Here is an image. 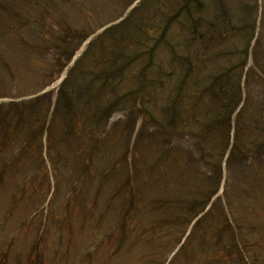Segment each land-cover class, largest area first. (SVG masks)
<instances>
[{
	"label": "rangeland",
	"instance_id": "1",
	"mask_svg": "<svg viewBox=\"0 0 264 264\" xmlns=\"http://www.w3.org/2000/svg\"><path fill=\"white\" fill-rule=\"evenodd\" d=\"M156 1L141 0L138 6L139 2L136 1L135 9H131L129 6V8L123 6L124 0H55L56 11H51L54 15L61 14L84 34L90 31L95 32L90 38L97 39L91 44L89 50L94 54L97 50H103L104 47L112 48L110 53L115 52L113 54L120 56V42L125 41L126 35L142 38L144 44L142 48L146 46L150 48L151 42H156L152 38H157L159 55H155V64H150L149 56L144 54L145 58L136 64L140 72L135 76L136 79L132 77L135 65L126 68L121 74L123 79L120 88H128L132 82L127 95L129 97L133 96V92L142 93V100H144L142 104L145 106L144 111H147V115L142 116L143 121L135 116L139 113L140 105H135L136 107H133L129 114H126L124 109L115 112L109 120V125L113 124L114 133L111 134L113 136L119 134L118 137L124 138V142L128 140V144L136 136L133 141L135 143L138 139L137 134L140 135L141 131L145 130L142 128L144 121L150 119V112H154V115H159L163 119L165 116H171L174 110H171L169 103L175 94L173 91L170 92V86L177 85L178 81L181 82L182 75L185 76L184 82L189 84L185 94H190V97L195 94L196 90L205 89L212 76L220 78L221 74L222 78L228 82L227 88L230 87L231 82L232 86L240 82L243 84L240 98L247 96L253 102L256 101L257 110L260 111L258 115L262 113L264 110L262 108V105L264 106V0H201V11L194 13V16L198 18L201 12L204 16L202 23L204 26L197 29L196 21L192 20L195 26L193 30L192 25L188 26L193 15L189 12L180 13V4L183 0H167V6L161 9L162 12L154 7ZM128 10L133 13L124 21L125 18H121L120 15H125ZM174 13L179 16L174 17ZM138 16L145 19L154 18L156 28L149 31L142 29L138 33L135 31ZM227 16L231 17L230 21L226 20ZM173 17L176 19L171 22V27L165 33V25ZM252 21H255L253 26H260L256 43L253 45L249 44L251 42L249 39L253 36L250 27ZM59 29L58 31L61 32ZM248 29L250 36L246 39L245 34ZM219 31H222L224 35ZM133 32L135 33L132 34ZM87 45L88 40L81 44L77 56L84 51ZM10 53L13 59H17L21 51L18 47H14ZM55 63L53 59L46 57L41 61H27L22 66L17 65L15 73L20 76L19 78L0 81V85H5L4 89L0 90V96H4L0 97V104L5 106L14 98L24 99L43 89L55 90L61 81L60 78L65 74L63 71L59 74L60 76L58 75L59 67ZM145 69L146 71L143 72ZM158 72L161 74L158 79H155L154 74ZM190 84H192L191 87ZM195 85L197 88H194ZM131 102L132 99L127 98L125 103L120 104L130 106ZM174 104L176 107L179 106L178 98ZM194 107L197 110L201 108L199 104ZM178 109L179 107L177 111ZM40 111H43V108ZM163 131L167 137L169 136L168 140H171L168 129L159 130V132ZM260 139L263 155L264 141L261 136ZM187 140L188 142L185 141L189 145L184 147L186 151L189 146L193 145L191 139ZM168 142L170 145H176V140L171 141L172 143ZM118 143L115 142V145L120 149ZM3 156L0 153V169L8 161L6 158L3 159ZM38 156L39 154H33L26 159L20 158L21 156L15 157L16 160L20 158L22 162V166L16 162L14 164V168L20 171L18 173L5 175L0 170V264H240L239 253L245 254L247 250L243 244L249 243L259 246L258 252L260 251L261 256L257 258L260 257L261 259L258 260L264 264L263 181L259 186L256 184L250 188L249 196L253 199L252 203L236 198L235 193L234 200L240 203L238 202L237 209H229L228 206L225 208L229 210L226 218L231 220V225L228 224L226 228L222 227V221L227 222V220L222 218L221 211L218 212L221 216L216 219L212 218L209 212L204 213L201 218L193 220V226L183 224L182 227L181 224L174 223L180 214L176 208L177 204L173 203V200H176L175 196L162 193V191L165 192L163 188L166 189V183L160 180L157 183L151 181V185L155 184L154 186L159 191L158 195L153 196L152 199L155 207L149 203L148 207L142 205L144 208L139 205V200L136 201L134 203L136 209L133 208L128 213L129 217L125 222H130L129 228L119 230V224L125 215L118 212L116 206L118 201L112 198V194L103 198L99 205H90L91 210L96 213L94 216L90 215L89 218L85 215L81 216L78 199L76 196H70V192L66 195L64 191H60L62 197H59V203L50 201L47 204L48 195L45 197L43 194V183L39 191L33 190L38 187L40 176H38L39 173L34 174L36 171H32L30 164L39 161L40 165L41 161L37 158ZM176 160L179 159H170L169 164L179 163ZM192 161L195 162L193 166L195 170L203 165L200 171L204 172V163L199 165L200 161L196 158ZM180 164L183 170L189 168L182 166L184 162ZM220 166L223 171L220 183L222 188L235 184L234 174L226 168L228 164L225 159L222 160ZM171 171L176 174L177 163L176 168ZM70 172L71 170L68 171ZM28 173L32 174L31 176L34 175L36 181L22 191L17 182L19 178ZM227 173L230 174L228 180L226 179ZM251 176L253 177L252 174ZM40 178L42 180V177ZM52 183L54 182L50 180V185ZM110 190L112 191V187H108L104 192L108 193ZM125 191L122 190L121 195ZM82 193L85 194L83 191ZM132 198L139 199V197ZM162 198L163 202L169 205L166 209L156 204ZM222 208L223 206L220 205L219 210ZM67 209L68 214L73 215L70 221L64 217ZM224 213L226 214L225 210ZM189 230L190 232H186ZM224 230L229 233V236H219L224 233ZM235 235L237 239L239 237L241 239L238 241L234 239V249L223 250L221 239L229 241L233 239L232 237L235 238ZM205 239H208L207 243H204ZM210 239L217 242L213 245L209 244ZM227 256L230 262L219 260L220 257L225 259ZM248 258L251 260L250 256Z\"/></svg>",
	"mask_w": 264,
	"mask_h": 264
},
{
	"label": "trees",
	"instance_id": "2",
	"mask_svg": "<svg viewBox=\"0 0 264 264\" xmlns=\"http://www.w3.org/2000/svg\"><path fill=\"white\" fill-rule=\"evenodd\" d=\"M55 3V0H0L1 74H5V70L8 73L14 72V66L9 60V51L13 45L29 52V56L25 55V57L31 61L41 59L45 54L44 50H49L52 51L56 61L59 58L58 61L62 63V56L66 59L69 58L85 38L86 34L83 35L80 30L68 26L62 21H55V15L51 12L56 9ZM33 19L37 22L38 27V30L34 31L36 35L31 38L24 37L25 31L31 32L29 26ZM56 23L61 25L63 33L58 34L55 30ZM69 48H71V52H69ZM58 61L56 64L60 66ZM114 62L112 59L105 58L104 55L96 58L89 52L85 53L60 87L50 119L47 115L52 101H50L48 93L35 98L32 103L12 102L5 106L0 105V132L3 133V143L15 144L19 138L27 141V145L19 150L23 156H26L30 154V149L36 150V147L40 149L43 147L41 139L47 131L48 160H50L52 175L56 179L55 195L59 192V188L66 186L73 190L70 196L78 197V190L83 189L81 186L77 187L80 178H82L80 185L88 180L99 179L101 182L98 192L101 194V189L106 185L104 182L107 180V176L115 172L114 176L118 179L114 182L116 186L114 183L112 185L114 187L118 185L120 192L126 190L123 195H120V200L122 199L127 205L126 207L118 205L117 210L119 212L126 211V216L135 208L136 201L139 200L141 207H144L142 205L148 207L149 203L154 202L148 198L157 190L154 183L153 186L151 185V181L157 183L160 180L167 184L166 189L163 188L165 192L162 191V193L175 196L176 200H173V203L177 204L176 208L180 214L174 223L181 224L182 227L183 224L189 225L190 221L204 210L211 198L217 194L223 176L220 163L229 151L225 159L228 164L226 168L234 174L233 179L236 182L230 187L226 186L223 189V194L217 195L212 200L208 212L212 218L216 219L221 216V213L218 214L221 211L222 218L227 220V222L222 221V227L226 228L228 224L231 225V220L226 218L229 210L225 208L228 206L229 209H237L240 202L234 200L235 193L236 198L246 203L247 201L252 203L253 199H250L249 196L250 188H253L252 185L259 186L262 181L264 182L260 139V134L264 137V110L258 115L260 111L257 110V102H253L246 96L242 107L233 116L235 108L240 103L239 84L231 88V82L230 87L227 88L228 82L213 76L205 89L196 90L195 94L190 97V94H185L189 84L184 82L185 76L182 75L181 82L178 81L177 85L170 86V92L173 91L175 95L172 100H168H170L169 104L174 112H171L172 115L169 117L165 116L164 119L159 115H154V112H150V119L144 121L142 128L145 130L141 131L140 135L137 134L138 139L133 145L135 148L131 152L129 168L127 164L130 152L128 140L124 142V138L118 137L119 134L113 136L111 134L114 133L113 125L109 130L104 128L108 111L114 110L116 108L114 103L123 96L126 97V93L123 91L122 95L114 97L115 92L108 88L111 87L109 82L101 86L94 85L97 83L96 79L103 77L101 83H106V80L115 74V68L112 67ZM80 63L83 64L78 66ZM160 74L161 72H158L155 76L159 77ZM13 75L15 74L13 73ZM94 86L99 88H94ZM1 87L0 85V90ZM194 88H197V85ZM133 96L135 97V95ZM176 98H178L179 104L178 111V107L174 104ZM40 100L44 102V105L40 103ZM36 101L38 105L43 106V111H40L38 107L35 108ZM193 104H199L201 108L197 110ZM144 110L145 106L142 104L139 112L146 116L147 111ZM2 117L5 120L1 122ZM148 121L151 128L146 125ZM232 128L234 131L233 142L231 141ZM161 129H168L172 139L175 137L187 142V139H191L193 145L189 146L187 151L184 149L189 145L186 141L184 144L170 145L168 141L173 140H168L169 136L167 137L164 131L159 132ZM16 133H18L17 136H15ZM69 137L74 138L76 142L72 143ZM115 142H119L120 149L115 145ZM106 149L109 151L102 152ZM76 150L84 153V157L80 155L72 157L68 154V152ZM172 158L179 159L176 160L179 163L171 162V167L169 161ZM195 158L200 161L199 165L205 164L204 172L200 171L203 165L196 170L193 167L195 162L192 159ZM180 162H184L185 164L182 166L189 168L183 170ZM40 163V165L37 163L36 170L39 172L38 176L42 177L44 181L43 189L46 194L52 184L50 185L46 161L42 160ZM176 163L177 171L174 174L175 172L171 170L176 168ZM74 169L79 170L77 174L68 173L69 170ZM67 175H69L67 177L69 180L66 179ZM226 179H230L229 173L226 174ZM33 182L30 180L29 184ZM17 184L19 185L20 182ZM134 187L136 190L133 189ZM33 190L39 191L38 188H33ZM177 193L180 196L176 195ZM113 197L117 196L113 195ZM132 197H139V199ZM89 199L94 201L95 197L85 196L81 200H85L88 205ZM163 200V198L158 200L156 204L166 209L169 205ZM69 203L70 200L68 205ZM219 204L223 206L226 214L223 208L219 210ZM125 222L123 221L120 227L128 229L130 222ZM198 222L200 221L198 220ZM219 236H229V233L224 230V233ZM236 236L232 237L233 239L228 237L229 241L221 239L223 250L234 249ZM239 239L241 238L239 237L237 241ZM204 241L207 243L208 239ZM215 242L217 241L209 240V244L213 245ZM243 245L247 251L245 254L239 253L240 264H262V261L258 260L260 257L257 258L260 255L259 246L253 243ZM249 256L251 260H249ZM219 260L230 262L228 256L225 259L220 257Z\"/></svg>",
	"mask_w": 264,
	"mask_h": 264
}]
</instances>
